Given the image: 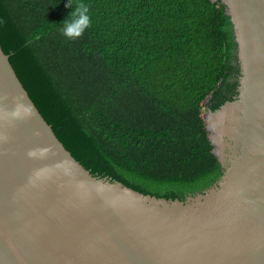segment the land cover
Wrapping results in <instances>:
<instances>
[{
  "label": "trees",
  "instance_id": "trees-1",
  "mask_svg": "<svg viewBox=\"0 0 264 264\" xmlns=\"http://www.w3.org/2000/svg\"><path fill=\"white\" fill-rule=\"evenodd\" d=\"M91 25L68 40V0H0V44L68 151L94 176L185 201L222 176L205 114L238 95L220 0H72Z\"/></svg>",
  "mask_w": 264,
  "mask_h": 264
},
{
  "label": "water",
  "instance_id": "water-1",
  "mask_svg": "<svg viewBox=\"0 0 264 264\" xmlns=\"http://www.w3.org/2000/svg\"><path fill=\"white\" fill-rule=\"evenodd\" d=\"M220 1L238 95L205 114L222 176L185 201L94 176L0 44V264H264V0ZM17 102L30 111L13 118Z\"/></svg>",
  "mask_w": 264,
  "mask_h": 264
},
{
  "label": "clouds",
  "instance_id": "clouds-1",
  "mask_svg": "<svg viewBox=\"0 0 264 264\" xmlns=\"http://www.w3.org/2000/svg\"><path fill=\"white\" fill-rule=\"evenodd\" d=\"M67 7L72 11L66 18L60 22L59 31L62 36L68 40L80 38L91 25L89 15V6L86 3L79 2L72 6V0H68ZM30 109L17 102L16 109L10 113L11 117H19L23 113L27 115Z\"/></svg>",
  "mask_w": 264,
  "mask_h": 264
}]
</instances>
